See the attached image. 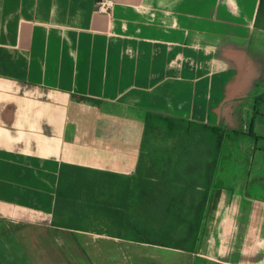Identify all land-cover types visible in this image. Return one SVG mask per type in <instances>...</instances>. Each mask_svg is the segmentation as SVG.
I'll return each instance as SVG.
<instances>
[{"label": "crops", "instance_id": "obj_1", "mask_svg": "<svg viewBox=\"0 0 264 264\" xmlns=\"http://www.w3.org/2000/svg\"><path fill=\"white\" fill-rule=\"evenodd\" d=\"M97 1L0 0V243L32 258L44 236L59 264L76 247L83 264H264L259 0ZM144 181L192 196L186 212L206 193L192 250L144 243Z\"/></svg>", "mask_w": 264, "mask_h": 264}, {"label": "trees", "instance_id": "obj_2", "mask_svg": "<svg viewBox=\"0 0 264 264\" xmlns=\"http://www.w3.org/2000/svg\"><path fill=\"white\" fill-rule=\"evenodd\" d=\"M254 27L264 32V0H259ZM143 183L147 184L146 181ZM156 184L157 185L154 188L156 190V194H154V192L151 193L150 190L148 192L145 190L142 193L143 198L140 199L139 203L141 217L139 235L141 238L153 240L151 242L144 243L174 249L192 250L199 232L201 209L206 202V193H204L202 198L199 199L198 205L195 206L194 203L192 204L193 210H188L187 212L180 209L170 210V205L169 207L167 206L168 200L176 202L181 196L179 194H175L174 191L171 192L168 186L167 190L165 189L166 187L164 188L163 184ZM191 199L192 196L188 197V201H191ZM148 200L150 202H154V211L151 209L147 210ZM188 207L190 208L191 205H188ZM154 215L156 220L159 218V223H156V227L153 230L150 226H148V218L151 225V220ZM169 220H171L170 224ZM178 237H181V239L178 240Z\"/></svg>", "mask_w": 264, "mask_h": 264}, {"label": "rangeland", "instance_id": "obj_3", "mask_svg": "<svg viewBox=\"0 0 264 264\" xmlns=\"http://www.w3.org/2000/svg\"><path fill=\"white\" fill-rule=\"evenodd\" d=\"M199 154H200V146H199ZM132 190L134 192L135 200H137V202L139 201V203H140V199L143 198L142 197V193L145 190H147V192L150 190L151 193L154 192V194H156V190L151 185H147V184L142 183V182L134 183V186L132 187ZM92 197H93V195H92ZM186 197H188V195H183V197L181 196L176 202H171L170 200H168L167 206L169 207V205H170V207H169L170 210H172L173 206H179V205L186 206V204L188 203V200H186ZM86 204H87V202H86ZM83 205H85V204L83 203ZM73 209H74V211H73L74 214L72 215V217L70 218V220L66 224L68 226L69 225L70 226L78 225L76 227L82 228L83 225L75 222L77 220V218L80 216L81 206L79 208V207L74 205ZM171 220H169V224L171 223ZM64 223H65V221H64ZM156 223H159V218L156 220V217L154 215L152 217L151 225H150V227L153 230L156 227ZM43 237L44 236H42L41 239H40L41 242L43 241L42 243H34V244H32L33 248H35V249L39 248L38 249L39 251H38V253L35 256H32L33 254L29 253V255H31L32 258H26L25 257L26 254H27L26 251H25L26 249L20 250V248H19L21 246L25 247V243H21V244L17 243L16 244V243H12L11 241H9V239L6 240V241H8L7 243L6 242H1L0 243V264H59L60 261L62 262L61 259H64V258H61V257L65 256L67 254V253L64 252L66 246L64 244H60L59 248H58V251H55L54 249H51L49 244L46 243V242L49 241V239L48 238H43ZM177 239L180 240L181 237H178ZM78 249L79 248L76 247V252H75L76 262L72 258V259H70V264H72V263H74V264H83V261H84L83 260V254H82V252L78 251ZM52 251H55L54 254H57V256H56L57 258H55V260H52V258L50 257L52 255ZM43 255L47 256L48 260L41 259Z\"/></svg>", "mask_w": 264, "mask_h": 264}, {"label": "built area", "instance_id": "obj_4", "mask_svg": "<svg viewBox=\"0 0 264 264\" xmlns=\"http://www.w3.org/2000/svg\"><path fill=\"white\" fill-rule=\"evenodd\" d=\"M112 3L110 0H98L95 3V11L99 14L108 15L111 11Z\"/></svg>", "mask_w": 264, "mask_h": 264}]
</instances>
